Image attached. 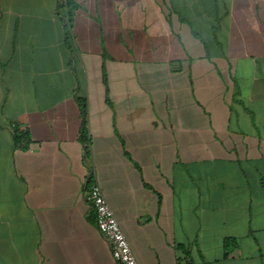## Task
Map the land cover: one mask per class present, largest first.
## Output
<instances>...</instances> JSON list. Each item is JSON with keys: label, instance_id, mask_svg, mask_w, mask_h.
<instances>
[{"label": "crops", "instance_id": "obj_1", "mask_svg": "<svg viewBox=\"0 0 264 264\" xmlns=\"http://www.w3.org/2000/svg\"><path fill=\"white\" fill-rule=\"evenodd\" d=\"M75 4L0 0V264H117L90 178L140 264H264V0Z\"/></svg>", "mask_w": 264, "mask_h": 264}, {"label": "built area", "instance_id": "obj_2", "mask_svg": "<svg viewBox=\"0 0 264 264\" xmlns=\"http://www.w3.org/2000/svg\"><path fill=\"white\" fill-rule=\"evenodd\" d=\"M67 0H59V6ZM86 198L96 215V225L109 243L112 256L117 264H140L127 239L101 184L91 181L86 189Z\"/></svg>", "mask_w": 264, "mask_h": 264}, {"label": "trees", "instance_id": "obj_3", "mask_svg": "<svg viewBox=\"0 0 264 264\" xmlns=\"http://www.w3.org/2000/svg\"><path fill=\"white\" fill-rule=\"evenodd\" d=\"M76 7L75 4V0H67L66 5H60L59 6V10H60V15L61 18L64 20L65 22V27H66V31L67 34L70 32L71 30V25H70V19H71V15L72 12L74 10V8ZM67 39H69V34L67 35ZM67 44L70 46V42H67ZM76 99L77 102L79 103V106L81 108L82 111V124H81V128H80V140L83 142L84 148H85V155L89 156L90 154V133H89V129H88V120H87V100L85 98H82L80 96H78V94H76ZM28 135L26 132H20L19 130L15 131V142L21 145H26L28 144ZM26 143V144H23ZM93 181L91 178L88 180L87 182V186L88 184ZM92 213L94 216V220L96 221V215L94 210L92 209ZM179 247H181L182 245H178ZM238 246L236 239L231 238V237H227L224 240V257H228L229 254L235 250V248Z\"/></svg>", "mask_w": 264, "mask_h": 264}]
</instances>
